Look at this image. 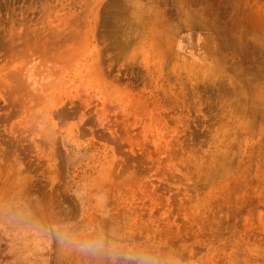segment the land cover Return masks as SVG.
Wrapping results in <instances>:
<instances>
[{"label": "rangeland", "instance_id": "obj_1", "mask_svg": "<svg viewBox=\"0 0 264 264\" xmlns=\"http://www.w3.org/2000/svg\"><path fill=\"white\" fill-rule=\"evenodd\" d=\"M0 264H264V0H0Z\"/></svg>", "mask_w": 264, "mask_h": 264}, {"label": "clouds", "instance_id": "obj_2", "mask_svg": "<svg viewBox=\"0 0 264 264\" xmlns=\"http://www.w3.org/2000/svg\"><path fill=\"white\" fill-rule=\"evenodd\" d=\"M0 215H7L10 220L19 223L27 222L23 216H18L13 209H0ZM71 226L42 229L62 250L72 249L85 256L103 257L111 264H157L148 252H140L127 247L124 241L110 235L102 225H84L81 229L85 236L77 239L70 230Z\"/></svg>", "mask_w": 264, "mask_h": 264}]
</instances>
